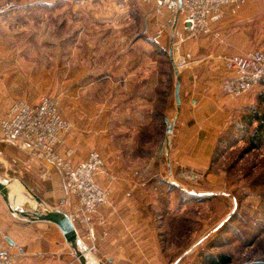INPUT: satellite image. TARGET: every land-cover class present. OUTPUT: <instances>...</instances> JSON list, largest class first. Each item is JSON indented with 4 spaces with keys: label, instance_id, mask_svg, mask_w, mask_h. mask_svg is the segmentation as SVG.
<instances>
[{
    "label": "rangeland",
    "instance_id": "374dc122",
    "mask_svg": "<svg viewBox=\"0 0 264 264\" xmlns=\"http://www.w3.org/2000/svg\"><path fill=\"white\" fill-rule=\"evenodd\" d=\"M96 1L101 4L98 11L109 7L117 11L119 32L113 34L114 38L118 35L121 42H130L127 48L121 43L122 70L117 86L121 84L119 102L124 108L120 119L132 125L124 129L128 139L124 146L132 152V162L141 155L144 157L140 159L150 160L156 153L154 163L158 167L156 177L161 176L160 187L154 184L150 189L160 203L150 218L158 233L159 248L171 264L176 261V264H201L202 253L228 254V264L264 261V145L252 148L248 136L238 128L242 113L251 107L264 110L257 101L262 84L234 98L244 101V105L234 111L213 140L208 170L178 168L173 161L174 173L169 175L166 170L171 166L166 161L172 136L166 137V125L159 114L165 104L169 121L176 112L173 101L176 78L169 59L171 29L166 28L156 42L159 18L152 3ZM125 3L134 18L133 21L129 18L128 25L121 16ZM76 13L72 12L70 17L78 21ZM74 19L68 24L62 16L60 0H0V82L5 79L9 83L14 101L34 104L44 95L55 98L61 115L72 125L64 142L76 133L85 137L95 135L105 144L101 64L95 56L98 51L82 49L79 24ZM103 20L101 16L98 18V29L104 33L100 32L99 39L109 34ZM255 27L250 49L264 51V19ZM65 32L71 33L70 36H65ZM177 54L172 55L173 63ZM154 97V107L148 106V100ZM93 149L106 164L100 150ZM104 171H108L107 164ZM18 182L22 185V202L13 205L7 196L16 219L21 218L19 210L33 208L41 213L58 209L73 214L74 206L69 208V195L60 185L56 189L51 181ZM111 196L110 193V201ZM74 224L82 237L83 229Z\"/></svg>",
    "mask_w": 264,
    "mask_h": 264
},
{
    "label": "crops",
    "instance_id": "0c3cea01",
    "mask_svg": "<svg viewBox=\"0 0 264 264\" xmlns=\"http://www.w3.org/2000/svg\"><path fill=\"white\" fill-rule=\"evenodd\" d=\"M60 1L62 16L68 24L74 19L70 17L72 12L77 11L75 16L78 21L74 20L79 24L77 31L82 49L97 50L98 55L95 56L101 64L106 143L97 140L95 135L85 137L74 133L60 147V151L67 147L74 148L72 160L75 163L85 159L95 147L106 157L108 171L106 175L100 173L96 178L101 185L109 188L112 196L111 201L101 208L104 222L94 229L97 248L88 263L94 260L96 264H171L166 253L159 248L158 233L150 218L151 212H155L160 203L153 198L151 191L152 186L158 184L160 187L161 176L156 177L158 167L154 163L156 153L147 161L140 159L144 157L141 155L140 161L136 158L134 163L132 152L125 149L128 139L124 129L132 125L120 119L124 104L119 102L121 84L117 86V82L121 80V43L127 48L130 42H121L118 35L114 38L113 34L119 32L117 11L110 7L98 11L97 6L101 4L96 0ZM129 8L125 3V13H121L126 25L129 18L134 20ZM237 12L234 16H225L214 26L218 36L191 39L181 48V52L189 53L192 60L179 71L181 105L167 153L166 162L171 166L166 170L169 175L174 173L173 161L178 168L208 170L213 140L222 132L234 111L244 105V101H235L233 97L222 94L220 82L227 72L218 56L236 55L254 49H250L251 33L255 34V26L264 19V0H250ZM100 16L109 34L99 39ZM70 34L65 32L67 37ZM161 36L156 38V42ZM171 65L173 69L172 61ZM12 99L9 83L4 79L0 82V113L14 101ZM151 101L148 100V106L154 107L155 97ZM164 107L159 114L163 123L169 116L166 104ZM0 152V180H7L8 184H13L9 188L17 191L8 195L13 205H18L24 199L18 180L28 184L38 183V180L45 183L51 181L53 188L57 189L60 185L64 189L58 171L49 168L41 154L3 142H0ZM46 167L49 174L44 176ZM68 198L69 208L75 206V198L70 195ZM9 205L8 198L0 195V251L7 252L14 264H82L57 225L36 219L35 213H32L35 208L32 211L19 210L21 218L16 219Z\"/></svg>",
    "mask_w": 264,
    "mask_h": 264
},
{
    "label": "built area",
    "instance_id": "2783aa9c",
    "mask_svg": "<svg viewBox=\"0 0 264 264\" xmlns=\"http://www.w3.org/2000/svg\"><path fill=\"white\" fill-rule=\"evenodd\" d=\"M152 3L153 11L159 18L158 36L171 29V46L176 69L184 67L191 55L179 53L180 47L188 40L201 36H218L214 26L227 15L234 16L250 0H141ZM227 72L220 82L221 91L233 98L251 92L264 82V51L258 48L245 53L218 56ZM72 125L60 113L55 98L44 95L37 103L16 99L0 114V142L20 146L41 154L47 165L58 171L66 193L75 198L74 212L69 215L79 249L86 258L96 251L95 226L103 223L101 208L110 202L108 187L100 184L98 174L106 175L105 163L97 150L91 149L88 156L73 162V149L60 151L61 145L70 133ZM2 152H0L1 155ZM48 167L43 172L47 175ZM13 215H16L15 211ZM83 229V236L75 226ZM79 260V256L76 255ZM0 264H14L7 252L0 251ZM96 264L93 260L92 263Z\"/></svg>",
    "mask_w": 264,
    "mask_h": 264
},
{
    "label": "water",
    "instance_id": "95a60500",
    "mask_svg": "<svg viewBox=\"0 0 264 264\" xmlns=\"http://www.w3.org/2000/svg\"><path fill=\"white\" fill-rule=\"evenodd\" d=\"M169 59L173 62L172 59V51L169 50ZM173 73H175V84H174V103L176 107V112L174 116L172 117V120L169 121L167 118L165 119V133L166 137H169L173 128L174 123L177 120L178 112L180 110V77H179V71L176 69L174 63H173ZM8 182L5 180H0V195L2 197L8 198ZM39 200V199H37ZM10 210H13L10 207ZM35 218L43 221H50L57 225L60 228V231L65 237V240H67L73 247V250L77 256H79V259L82 264H88L86 258L81 254L79 249V240L76 238L75 232H74V225L72 224L69 215L64 212L57 209L48 210L46 213H41L37 210H35ZM178 263V261L174 262V264ZM242 264H264L263 260H257V261H245L242 262Z\"/></svg>",
    "mask_w": 264,
    "mask_h": 264
},
{
    "label": "trees",
    "instance_id": "16d2710c",
    "mask_svg": "<svg viewBox=\"0 0 264 264\" xmlns=\"http://www.w3.org/2000/svg\"><path fill=\"white\" fill-rule=\"evenodd\" d=\"M263 90L257 95L259 105L264 107V82ZM238 123L239 131L248 136V142L253 147L264 145V110L259 107H251L240 115ZM252 127V131L249 130ZM201 264H228L230 256L227 254L202 253Z\"/></svg>",
    "mask_w": 264,
    "mask_h": 264
},
{
    "label": "bare ground",
    "instance_id": "6f19581e",
    "mask_svg": "<svg viewBox=\"0 0 264 264\" xmlns=\"http://www.w3.org/2000/svg\"><path fill=\"white\" fill-rule=\"evenodd\" d=\"M8 188H9V186H8ZM9 189H10V192L8 191L9 192L8 195L15 193V192L17 193V191L15 189H13V188H9Z\"/></svg>",
    "mask_w": 264,
    "mask_h": 264
}]
</instances>
